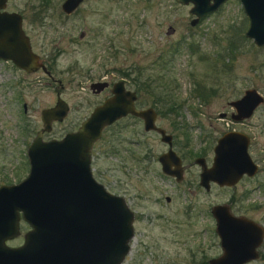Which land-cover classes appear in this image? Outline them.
Returning a JSON list of instances; mask_svg holds the SVG:
<instances>
[{"label": "rangeland", "instance_id": "rangeland-1", "mask_svg": "<svg viewBox=\"0 0 264 264\" xmlns=\"http://www.w3.org/2000/svg\"><path fill=\"white\" fill-rule=\"evenodd\" d=\"M62 1L7 0L8 10L23 15L24 31L51 71L25 72L0 63V184L27 175L28 144L42 127L41 109L55 103L57 92L69 110L44 131V139L75 130L111 94L93 92L91 82L122 78L136 90L139 107L156 109V123L173 134L174 148L190 164L176 185L161 170L158 155L167 144L158 132L144 130L142 120L131 115L104 127L91 148L93 175L124 196L135 214L121 264H201L221 254L214 218H201L202 209L215 203L236 199V211L253 204L250 215L264 224V100L239 121L232 119L229 103L247 88L264 96V45L245 35L249 20L241 1L225 0L195 24L191 2L82 0L66 13ZM146 77L153 86L143 83ZM232 129L250 136L258 171L235 186L212 182L206 190L198 185L200 169L193 160L202 155L210 165L217 138ZM27 229L21 219L20 234L7 243L21 244ZM261 252L244 264H264V247Z\"/></svg>", "mask_w": 264, "mask_h": 264}, {"label": "water", "instance_id": "water-1", "mask_svg": "<svg viewBox=\"0 0 264 264\" xmlns=\"http://www.w3.org/2000/svg\"><path fill=\"white\" fill-rule=\"evenodd\" d=\"M192 3L189 12L195 24L216 10L225 0H177ZM248 26L245 35L264 45V0H240ZM82 0H63L66 13L75 10ZM0 0V57L12 60L17 66L33 72L39 67L50 70L32 49L29 36L22 25V14L6 8ZM106 84L91 82L93 92ZM97 87V88H96ZM53 105L41 109L42 127L27 147L28 173L18 182L0 184V264H121L130 248L133 236L134 211L124 196L110 192L92 172L91 148L101 137L105 126L128 114L140 117L145 130H156L168 148L158 160L164 173L182 178V159L172 148V134L156 123L153 106L138 107L136 90L126 87L124 79L115 80L111 94L95 105L75 130L59 138L44 139V131L53 121L62 120L68 102L57 92ZM264 96L256 88H247L229 103L234 120L249 118ZM250 136L239 130L225 131L213 146L210 165L204 157H196L201 166L200 183L209 189L210 182L218 185L235 184L243 174L253 175L258 164L249 153ZM216 217L221 254L210 257L209 264H241L258 256L256 247L264 235L250 234L256 222L234 216L225 204L211 209ZM28 223L23 242L9 245L8 239L20 234V220ZM239 224L252 226L244 234Z\"/></svg>", "mask_w": 264, "mask_h": 264}, {"label": "flooded vegetation", "instance_id": "flooded-vegetation-1", "mask_svg": "<svg viewBox=\"0 0 264 264\" xmlns=\"http://www.w3.org/2000/svg\"><path fill=\"white\" fill-rule=\"evenodd\" d=\"M22 22H23V15H22ZM26 34L29 36V34L26 32ZM85 36V31H82L81 32V34H80V37H84ZM29 39H30V36H29ZM30 43H31V46H32V42H31V40H30ZM32 49L34 50V48H33V46H32ZM35 51V50H34ZM36 52V51H35ZM38 53V52H37ZM39 54V53H38ZM39 56H40V54H39ZM40 60L46 65V67H47V69L48 70H50V68H48V67H50V62H49V60L46 58V61H44L42 58H41V56H40ZM0 63L1 64H7V66L9 65V66H11V67H13V68H15V69H19V70H23V71H25V72H28V71H26V70H24V69H22V68H20L19 66H17L12 60H10V59H4V58H1L0 57ZM38 69H41L42 70V68L41 67H39ZM37 69V70H38ZM36 71V70H35ZM51 71V70H50ZM5 73H6V70L4 71ZM34 72V71H33ZM48 75H50V74H48ZM103 81H105L106 82V84L103 86V88L100 90V91H98V92H102V91H104V90H106V89H109L110 90V93H111V88H112V84H113V82L114 81H109V80H107L106 79V77H103V78H101V79H98V80H96V81H93V82H103ZM97 88V87H96ZM135 90V89H134ZM106 98V97H105ZM104 98V99H105ZM136 102H137V100H136ZM136 106H138L137 104H136ZM139 107V106H138ZM24 109H26V104H24ZM128 115H131V114H128ZM128 115H126V116H128ZM131 116H133V115H131ZM137 117V116H136ZM138 118H140V117H138ZM141 119V118H140ZM118 120V119H117ZM116 120V121H117ZM142 120V119H141ZM115 122V121H114ZM113 122V123H114ZM143 122V121H142ZM145 130V129H144ZM150 131V130H149ZM153 131H156V130H153ZM167 131V130H166ZM157 132V131H156ZM169 133H171V132H169ZM172 134V133H171ZM160 135V134H159ZM250 141H251V138H250ZM163 142V141H162ZM165 143V142H164ZM250 144V143H249ZM169 146H168V144H167V148H168ZM172 148L176 151V149L174 148V136H173V134H172ZM248 150H249V146H248ZM163 152V151H162ZM176 153L180 156V158L182 159V178L180 179V180H177L176 179V177L175 176H173V175H170V174H167V176H170L171 178H173L174 180H175V183H176V185H179V184H181L182 183V181H183V178H184V175H185V171L188 169V165L190 164V163H185L184 162V157L181 155V154H179L177 151H176ZM159 156V155H158ZM198 156H200V157H204V156H202V155H197L196 157H198ZM196 157L194 158V163H196L198 166H199V174H198V176H199V179H198V185H200V186H202V187H204L205 188V186L204 185H202L201 183H200V172H201V166L195 161V159H196ZM205 158V157H204ZM159 161V160H158ZM205 161H206V159H205ZM206 164L208 165V163H207V161H206ZM259 168V167H258ZM162 170V169H161ZM166 174V173H165ZM254 175V174H253ZM253 175H248V174H243V176L241 177V178H244L245 176H247V177H251V176H253ZM240 178V179H241ZM239 179V180H240ZM238 180V181H239ZM237 181V182H238ZM237 182L235 183V184H232L233 186H235L236 184H237ZM212 182H210V184H211ZM215 183V182H214ZM217 184V183H216ZM232 185H220V186H232ZM189 189H190V192L192 193V194H198L196 191H197V189H195V188H190L189 187ZM206 190H209L210 189V187H209V189H207V188H205ZM165 199H166V201H170L171 200V197L169 196V195H165ZM233 201V202H232ZM236 201V199H233V200H231V201H227V202H220V203H215V204H225V205H227L228 206V211L232 214V215H234V216H239V217H245V218H248V219H251L252 221H254V222H256L257 224H255V226H254V228H256V229H252L251 230V232H250V234H252V235H258V231H257V229H259V226H261L263 229H264V224L262 223V221L260 222L259 220H257L256 218H254V217H252L250 214H251V210L255 207V205H253V204H248V206H245V205H239V206H237L236 208L238 209V211H236V210H234V208H233V205H234V202ZM204 203H202V208H203V205ZM215 204H213V205H215ZM213 205H208V208H207V210L205 211L204 209H202V214H203V216L201 217L202 219H204L205 217L207 218V217H209L210 215H212V217L214 218V229H215V232H216V234L218 235V233H217V231H216V217L213 215V213H212V211H211V209H212V206ZM235 206V205H234ZM204 212H207V214L206 215H204ZM135 215V214H134ZM240 228V230L244 233V234H248V231L251 229V227L252 226H247V225H245L244 224V226L243 225H241V224H239V226L237 225V228ZM205 229H210L209 228V226H208V228H205ZM218 237H219V235H218ZM219 240H220V238H219ZM221 246V245H220ZM264 247V235H263V237H262V239H261V241H260V244L256 247V250H257V254H258V256L260 255V254H262V252H261V249ZM221 251H222V248H221ZM257 256V257H258ZM256 257V258H257ZM256 258H253V259H256ZM209 259V258H208ZM208 259H206V260H203L202 262H201V264H209V262H208ZM253 259H250V260H247V261H245V262H243V263H241V264H244V263H247V262H249V261H251V260H253Z\"/></svg>", "mask_w": 264, "mask_h": 264}, {"label": "trees", "instance_id": "trees-1", "mask_svg": "<svg viewBox=\"0 0 264 264\" xmlns=\"http://www.w3.org/2000/svg\"><path fill=\"white\" fill-rule=\"evenodd\" d=\"M230 43H231V42H230ZM163 63H164V61H163ZM139 74L141 75L142 73H138V75H139ZM148 77H149V76H148ZM148 77H146V80H144L143 83H145V81H146V85H147V86H149V85H152V86H153L154 83H155V81H153V79L147 81ZM161 77H162V76H161ZM161 77H156V78H157V79H161ZM151 83H152V84H151ZM160 83H161L160 85H163L164 88L166 87L164 82H163V83L160 82ZM144 85H145V84H144ZM138 88H139V89H143V85L141 84L140 87L138 86Z\"/></svg>", "mask_w": 264, "mask_h": 264}]
</instances>
